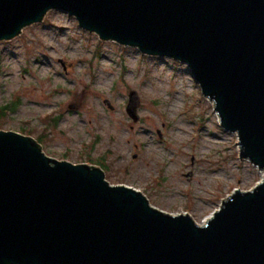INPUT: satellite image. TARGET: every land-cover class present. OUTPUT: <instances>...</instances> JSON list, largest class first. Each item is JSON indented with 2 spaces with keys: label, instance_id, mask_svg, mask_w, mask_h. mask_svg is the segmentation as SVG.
<instances>
[{
  "label": "water",
  "instance_id": "95a60500",
  "mask_svg": "<svg viewBox=\"0 0 264 264\" xmlns=\"http://www.w3.org/2000/svg\"><path fill=\"white\" fill-rule=\"evenodd\" d=\"M50 11L102 42L186 65L222 129L237 135V159L263 177L202 225L110 184L100 167L56 160L0 129V264H264V0H0V42ZM137 107L131 92L135 121Z\"/></svg>",
  "mask_w": 264,
  "mask_h": 264
},
{
  "label": "rangeland",
  "instance_id": "374dc122",
  "mask_svg": "<svg viewBox=\"0 0 264 264\" xmlns=\"http://www.w3.org/2000/svg\"><path fill=\"white\" fill-rule=\"evenodd\" d=\"M131 92L137 121L127 113ZM6 106L13 109L0 110L1 130L40 138L59 161H102L110 184L198 224L263 177L237 159V135L222 129L186 65L102 42L61 11L0 42V109Z\"/></svg>",
  "mask_w": 264,
  "mask_h": 264
},
{
  "label": "trees",
  "instance_id": "16d2710c",
  "mask_svg": "<svg viewBox=\"0 0 264 264\" xmlns=\"http://www.w3.org/2000/svg\"><path fill=\"white\" fill-rule=\"evenodd\" d=\"M13 108H9V107H3L2 109H0V110H7V111H10V110H12ZM0 116H1V114H0ZM53 122H54V124H56V120H53ZM38 143H40L41 142V139L39 138L38 140ZM102 169H106L107 170V166L105 165V163L104 162H102V161H99V164H98Z\"/></svg>",
  "mask_w": 264,
  "mask_h": 264
},
{
  "label": "bare ground",
  "instance_id": "6f19581e",
  "mask_svg": "<svg viewBox=\"0 0 264 264\" xmlns=\"http://www.w3.org/2000/svg\"><path fill=\"white\" fill-rule=\"evenodd\" d=\"M209 219H210V217L207 218V219H206L204 222H202L201 224L203 225V224L206 223Z\"/></svg>",
  "mask_w": 264,
  "mask_h": 264
}]
</instances>
